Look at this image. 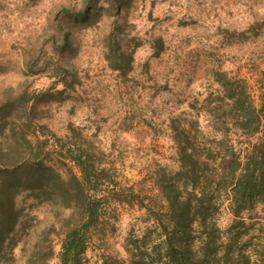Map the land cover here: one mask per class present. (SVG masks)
<instances>
[{
  "label": "rangeland",
  "instance_id": "1",
  "mask_svg": "<svg viewBox=\"0 0 264 264\" xmlns=\"http://www.w3.org/2000/svg\"><path fill=\"white\" fill-rule=\"evenodd\" d=\"M92 1L82 21L89 0H0V104L14 107L0 114V218L11 205L16 220L0 264H27L45 247L37 240L46 229L54 240L47 264H58L56 235L73 210L37 170L51 167L64 181L80 173L59 155L57 139L91 145L118 187L157 203L153 175L177 168L170 119L206 125L203 111L220 89L215 72L245 80L259 104L264 0H119L113 8ZM111 33L131 53L124 72L106 60ZM23 94L39 96L27 105L28 127L17 114ZM105 211L111 219L93 232L86 264H101L102 255L128 260L129 237L151 225L137 206L111 202ZM244 217L253 224L244 239L258 242L264 203ZM232 220L224 203L215 223L225 231Z\"/></svg>",
  "mask_w": 264,
  "mask_h": 264
},
{
  "label": "trees",
  "instance_id": "2",
  "mask_svg": "<svg viewBox=\"0 0 264 264\" xmlns=\"http://www.w3.org/2000/svg\"><path fill=\"white\" fill-rule=\"evenodd\" d=\"M93 4L89 0L86 12L78 16L82 21L90 17L88 9ZM117 5L119 0L108 2L111 8ZM108 39L113 45L106 60L112 70L124 72V61L131 59V53L117 46L113 33ZM214 81L220 89L218 95H211V104L203 111V128L199 122L170 119L177 168L153 175L152 185L161 198L157 203L146 204L138 193L118 187L101 153L91 145L56 140L59 155L80 173V179L71 174L64 181L51 167L37 170L38 177L52 180L51 186L59 188L63 206L73 210L56 235L60 241L58 264H86L82 255L93 232L107 227L111 218L105 208L111 202L145 209L151 225L141 235L129 237L125 249L128 260L102 255L101 264H264V226L257 230L262 235L258 242L253 235L244 239L253 229L244 215L249 216L257 204L264 203V71L257 87L258 105L245 80L217 71ZM63 84L68 87L66 80ZM37 97L23 94L19 98L22 105L17 114L26 127L31 115L27 105ZM13 110L12 105L0 104L2 115ZM242 142L244 148H237ZM224 203L233 220L221 231L215 216ZM15 221L10 205L0 218V249L10 240ZM50 231L40 233L37 245L43 242L45 247L37 248L27 264H47L53 257Z\"/></svg>",
  "mask_w": 264,
  "mask_h": 264
}]
</instances>
